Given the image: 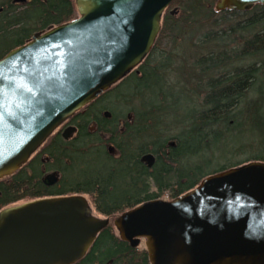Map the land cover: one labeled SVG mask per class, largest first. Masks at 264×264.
I'll list each match as a JSON object with an SVG mask.
<instances>
[{
  "label": "water",
  "instance_id": "obj_1",
  "mask_svg": "<svg viewBox=\"0 0 264 264\" xmlns=\"http://www.w3.org/2000/svg\"><path fill=\"white\" fill-rule=\"evenodd\" d=\"M72 1L75 19L34 33L0 59V181L142 64L174 0ZM256 4L264 0H216L213 10ZM74 131L65 128L63 138ZM141 161L151 168L154 158ZM42 181L53 185L56 176ZM110 223L131 247L144 240L149 264H264V161L207 175L178 197L146 200L112 219L94 213L82 194L8 205L0 210V264H77Z\"/></svg>",
  "mask_w": 264,
  "mask_h": 264
},
{
  "label": "trees",
  "instance_id": "obj_2",
  "mask_svg": "<svg viewBox=\"0 0 264 264\" xmlns=\"http://www.w3.org/2000/svg\"><path fill=\"white\" fill-rule=\"evenodd\" d=\"M214 2L175 0L164 16L157 39L165 36L172 37L173 44L182 42L184 28L189 32L199 30L200 19L213 20L197 42L208 49L190 56L195 68L193 72L188 70L189 79L184 78L191 83L194 81V89L184 85L193 94L183 93L190 99L193 95L198 98L190 116L179 118L174 110L158 112L163 105L158 104L138 109L135 117H128L121 128L116 127L119 120L99 116L102 107H95L98 110L95 114L93 103L70 120L69 124L76 126L74 134L64 139L58 130L37 151L34 159L10 178L0 181V210L39 197L78 193L87 197L94 213L113 217L143 201L157 199L163 192H169L170 199L178 197L215 172L252 160L264 161V5H256L247 13H215ZM172 8L177 9L173 15L169 13ZM75 17L72 0H23L20 3L0 0V59L24 44L35 32ZM218 19H223L224 27H217L215 20ZM228 38L231 40L226 41ZM230 42L239 47L226 48ZM235 51L238 54L233 58L230 53ZM171 53L155 44L139 73L132 72L111 90H119L129 81L135 91L145 89L153 73L160 82L166 81L160 67L172 66L177 56ZM231 58H243V64L248 63L235 66ZM158 84L157 96L165 104L172 95L171 86L163 90L161 83ZM164 93L169 97L165 99ZM169 115L174 117L172 125L168 123ZM242 116L243 121L237 120ZM160 117L165 118L163 122ZM112 122L114 127H108ZM93 124H96L94 131H90ZM243 124H247L248 132L256 131L258 141L251 146L261 153L205 172L202 165L205 151L221 142L226 144L229 135L243 133ZM104 134L107 137L102 139ZM241 150L235 148L230 154H239ZM147 153L154 157L151 168L141 161ZM45 174L55 175L56 182L45 185L42 181ZM148 182H152L157 192L149 191ZM77 264L149 262L144 249L122 242L109 225Z\"/></svg>",
  "mask_w": 264,
  "mask_h": 264
},
{
  "label": "rangeland",
  "instance_id": "obj_3",
  "mask_svg": "<svg viewBox=\"0 0 264 264\" xmlns=\"http://www.w3.org/2000/svg\"><path fill=\"white\" fill-rule=\"evenodd\" d=\"M2 1H6V0H2ZM17 3H20V2H17ZM222 20L223 19L215 20L218 24L217 25L218 28L224 27V23L222 22ZM199 21H201L199 30L196 29V30H192L189 32L188 29L184 28L183 38H181L182 40L184 39V41L182 42H176L175 44H173L171 41L172 37H169V39H167L165 36H164L165 38L163 37L162 40H157V43H156L157 48H161V50H165L166 53L169 51H172L173 53L171 54L173 56H177L176 60L173 61L172 66L169 69H167L166 66L165 68L160 67V73H164L166 81L160 82L158 75L153 73L152 77H150L149 80L147 79L146 81L149 87L144 86L145 89L139 88L136 91L134 87L133 88L131 87L132 82L129 81L126 84H124L121 87V89L118 90L117 88L116 90H111L109 93L102 96L98 101L95 100L93 104L94 106L92 108L94 109L95 114L98 111L95 107H102L101 110L99 111V116L101 118L103 117V112L105 110L111 111L112 112L111 116L105 119L106 120L114 119L116 121L119 120L116 124V127L118 126L121 128H123L124 121L127 120L128 117L129 118L135 117L136 111L138 109L141 110L142 108L144 109V107H147V106L151 108L158 104H163L159 109H157L158 112H163V111L171 112L174 110L175 114L179 115V118L190 116L192 113L193 105H196L198 103V98L195 99L193 95V98L190 99L185 94V93L193 94V91H189L187 87H185L184 85L188 87H192V89H194V85L192 84L194 81H192L191 83L189 80L184 79V78H188L189 76L187 75L188 70L193 72L195 68L194 61L190 58V56L193 55L194 52H196L197 54H201L204 51H207L208 49L207 47H202L197 42L201 34L209 30V25H211L213 22V20L208 21V20H203V19H200ZM229 40H231V38H228L226 41H229ZM238 47L239 46L235 45L232 42H230L226 46V48H238ZM236 54H238V52L236 51L233 53H230V55L233 56V58H235ZM150 61L152 63V59ZM233 62L235 66H243L248 63V62H244L243 64V58L233 59ZM159 65H160V62H159ZM171 69H176V70L172 71ZM158 83H161L163 90L164 88L166 87L169 88L171 86L170 90H172V93L171 91L166 90L167 92H170L172 94L171 97L168 98L169 95L164 93L165 99L168 98V101H166L165 104L164 102L161 101V98L157 96V92L160 88L159 87L160 84ZM185 103H188V105ZM162 114L163 113H161V115ZM173 118L174 117L172 115H169L167 118L168 123L170 125L173 124V122H171ZM164 119L165 118L160 117L161 122H163ZM237 120L243 121V116L239 117ZM110 125L111 127H114L115 123L112 122L111 124L107 126L109 127ZM95 126L96 124L92 125L93 131H94ZM173 130L176 131V128H174ZM106 137L107 135L105 134L102 135V139ZM256 137H257L256 131L248 132L247 124H243V133H236V134L229 135L226 139V144H223L221 142V144H218L215 147H211L210 149L205 151L206 152L205 162L202 164L203 170L206 172L223 163L235 162L239 158H248V157L261 153L259 149H257L254 146H251L253 142L255 143L258 141V138ZM235 148H241L242 149L241 151L243 153L240 152L239 154H236V155L230 154L231 151H233ZM147 154H150V153H147ZM148 185H149L150 192H157V190L153 187L152 182H148ZM168 195H169V192H163L162 196H160L158 199H170ZM143 248H144V244L142 240L141 245L139 246V249H143Z\"/></svg>",
  "mask_w": 264,
  "mask_h": 264
},
{
  "label": "flooded vegetation",
  "instance_id": "obj_4",
  "mask_svg": "<svg viewBox=\"0 0 264 264\" xmlns=\"http://www.w3.org/2000/svg\"><path fill=\"white\" fill-rule=\"evenodd\" d=\"M75 127H76V126H75ZM90 131H93L92 128L90 129ZM111 152L113 153V150H111ZM33 159H34V158H33ZM43 160H44V159H42V161H43Z\"/></svg>",
  "mask_w": 264,
  "mask_h": 264
}]
</instances>
